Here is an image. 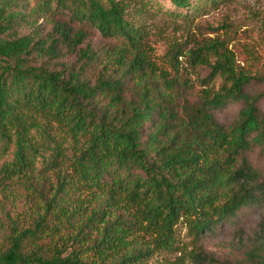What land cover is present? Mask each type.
Masks as SVG:
<instances>
[{
  "label": "trees",
  "instance_id": "1",
  "mask_svg": "<svg viewBox=\"0 0 264 264\" xmlns=\"http://www.w3.org/2000/svg\"><path fill=\"white\" fill-rule=\"evenodd\" d=\"M168 1L175 19L218 2ZM151 4L0 0V264H150L178 251L180 224L196 244L182 254L216 264L202 238L264 205V90H249L264 73L236 68L220 38L158 64ZM179 58L219 89L194 93ZM255 239L246 258L264 264V218Z\"/></svg>",
  "mask_w": 264,
  "mask_h": 264
},
{
  "label": "rangeland",
  "instance_id": "2",
  "mask_svg": "<svg viewBox=\"0 0 264 264\" xmlns=\"http://www.w3.org/2000/svg\"><path fill=\"white\" fill-rule=\"evenodd\" d=\"M196 0H192L195 4ZM148 12L141 19L148 32L147 40L153 49V57L158 64L164 65V57L168 48L180 46L186 53L196 44L214 38L227 42L234 55V65L251 75L264 73V0H218L215 5L199 1L196 10L186 18H173L171 10H175L168 0H150ZM54 20H65L54 16ZM49 20L40 19L38 24L50 30ZM93 38V42L98 41ZM182 64L188 72L187 77L193 84V92L198 93L204 88L217 91L221 85L220 79H215L205 86L200 81L208 76L207 68H189L184 58ZM252 92L264 90L262 85H251ZM240 105L231 104L217 112L216 118L222 123H230L236 116ZM261 108L264 111V100ZM252 161L264 173V153L255 151ZM264 218V205L242 213L233 224L220 227L210 235L202 238L199 246L216 264H249L246 252L256 243L259 224ZM194 244L185 225L176 227L175 246L178 251L156 253L150 259V264H173L176 256H181V264H193L188 259V253ZM181 262V261H180Z\"/></svg>",
  "mask_w": 264,
  "mask_h": 264
}]
</instances>
